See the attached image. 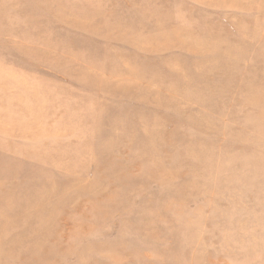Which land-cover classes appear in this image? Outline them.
I'll list each match as a JSON object with an SVG mask.
<instances>
[{
  "label": "rangeland",
  "instance_id": "1",
  "mask_svg": "<svg viewBox=\"0 0 264 264\" xmlns=\"http://www.w3.org/2000/svg\"><path fill=\"white\" fill-rule=\"evenodd\" d=\"M0 264H264V0H0Z\"/></svg>",
  "mask_w": 264,
  "mask_h": 264
}]
</instances>
